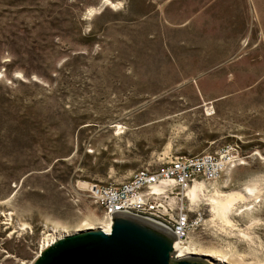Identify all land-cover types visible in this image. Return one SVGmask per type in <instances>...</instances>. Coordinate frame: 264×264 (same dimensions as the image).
Wrapping results in <instances>:
<instances>
[{"label": "rangeland", "instance_id": "374dc122", "mask_svg": "<svg viewBox=\"0 0 264 264\" xmlns=\"http://www.w3.org/2000/svg\"><path fill=\"white\" fill-rule=\"evenodd\" d=\"M227 144L183 245L264 264V0H0V264L98 227L88 183Z\"/></svg>", "mask_w": 264, "mask_h": 264}, {"label": "built area", "instance_id": "2783aa9c", "mask_svg": "<svg viewBox=\"0 0 264 264\" xmlns=\"http://www.w3.org/2000/svg\"><path fill=\"white\" fill-rule=\"evenodd\" d=\"M238 162L231 144L198 154H168L158 166L136 169L125 179L90 182L87 191L104 220L112 222L115 215L151 219L183 243L204 223V211L187 196L189 188L199 180L215 183Z\"/></svg>", "mask_w": 264, "mask_h": 264}, {"label": "water", "instance_id": "95a60500", "mask_svg": "<svg viewBox=\"0 0 264 264\" xmlns=\"http://www.w3.org/2000/svg\"><path fill=\"white\" fill-rule=\"evenodd\" d=\"M130 215H115L111 229L78 230L40 251L33 264H206L172 260L170 233Z\"/></svg>", "mask_w": 264, "mask_h": 264}, {"label": "bare ground", "instance_id": "6f19581e", "mask_svg": "<svg viewBox=\"0 0 264 264\" xmlns=\"http://www.w3.org/2000/svg\"><path fill=\"white\" fill-rule=\"evenodd\" d=\"M206 189V186L200 182H195L188 190L187 196L192 200H198L200 194L203 192V190ZM244 193L249 196H253L257 192V187L255 185H246L243 189ZM234 194L231 193H219L215 192L212 195H208L205 200L207 201V204L211 205V210L216 215H222L226 216L228 212L232 211L233 208V201L235 200ZM136 219H139L159 230H162L166 233H169L167 229L161 225L159 222L151 220V219H145L140 218L136 216H129ZM226 219V218H225ZM228 220V219H227ZM111 221L104 220L98 227L94 226L90 221L84 220L83 223L80 225V229H89V228H99L103 230L104 232H109L111 229ZM50 230V229H49ZM68 232L65 233H56L54 228H51L50 233L46 234V237L43 240L42 248L41 250L54 242L55 240L64 237ZM184 243V242H183ZM183 243H180L178 240H173V250L171 253L172 260H188L193 262H198L197 260H203L206 261L207 264H244L240 263L239 261H235L228 257L225 254L217 253L214 251L209 252H201L198 251L192 244L187 242V245H183ZM40 250V251H41Z\"/></svg>", "mask_w": 264, "mask_h": 264}]
</instances>
